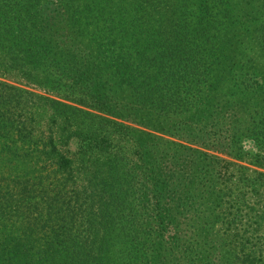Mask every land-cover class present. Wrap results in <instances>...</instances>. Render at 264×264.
<instances>
[{
  "label": "trees",
  "instance_id": "trees-1",
  "mask_svg": "<svg viewBox=\"0 0 264 264\" xmlns=\"http://www.w3.org/2000/svg\"><path fill=\"white\" fill-rule=\"evenodd\" d=\"M0 264H264V0H0Z\"/></svg>",
  "mask_w": 264,
  "mask_h": 264
},
{
  "label": "rangeland",
  "instance_id": "rangeland-1",
  "mask_svg": "<svg viewBox=\"0 0 264 264\" xmlns=\"http://www.w3.org/2000/svg\"><path fill=\"white\" fill-rule=\"evenodd\" d=\"M245 149H246L247 151H253V150H254V145H253L252 143L247 142V143L245 144Z\"/></svg>",
  "mask_w": 264,
  "mask_h": 264
}]
</instances>
